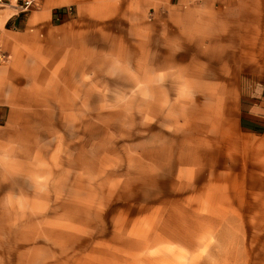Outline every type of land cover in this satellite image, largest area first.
I'll return each mask as SVG.
<instances>
[{"label": "rangeland", "instance_id": "rangeland-1", "mask_svg": "<svg viewBox=\"0 0 264 264\" xmlns=\"http://www.w3.org/2000/svg\"><path fill=\"white\" fill-rule=\"evenodd\" d=\"M113 27L90 69L50 62L28 88L33 127L0 148V264H264V181L231 175L216 139L228 97L170 80L133 102L129 24ZM36 50L0 64L39 74Z\"/></svg>", "mask_w": 264, "mask_h": 264}, {"label": "crops", "instance_id": "crops-1", "mask_svg": "<svg viewBox=\"0 0 264 264\" xmlns=\"http://www.w3.org/2000/svg\"><path fill=\"white\" fill-rule=\"evenodd\" d=\"M1 15L0 50L15 57L37 49L50 61L39 62V74L23 57L0 64V148L33 127L39 107L28 88L48 78L50 62L88 70L91 47L93 55L104 49L91 40L117 37L107 24L128 23L131 100L150 102L152 88L170 80L214 88L211 101L227 96L231 108L232 126L216 128L230 174L264 181V0H40L25 12L0 7Z\"/></svg>", "mask_w": 264, "mask_h": 264}, {"label": "built area", "instance_id": "built-area-1", "mask_svg": "<svg viewBox=\"0 0 264 264\" xmlns=\"http://www.w3.org/2000/svg\"><path fill=\"white\" fill-rule=\"evenodd\" d=\"M39 2L40 0H0V5L3 7H10L16 12H25ZM8 57V54L0 50V60H5Z\"/></svg>", "mask_w": 264, "mask_h": 264}]
</instances>
